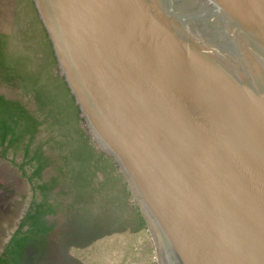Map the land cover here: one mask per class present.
Wrapping results in <instances>:
<instances>
[{"label": "water", "instance_id": "1", "mask_svg": "<svg viewBox=\"0 0 264 264\" xmlns=\"http://www.w3.org/2000/svg\"><path fill=\"white\" fill-rule=\"evenodd\" d=\"M160 264H264V0H33Z\"/></svg>", "mask_w": 264, "mask_h": 264}, {"label": "trees", "instance_id": "2", "mask_svg": "<svg viewBox=\"0 0 264 264\" xmlns=\"http://www.w3.org/2000/svg\"><path fill=\"white\" fill-rule=\"evenodd\" d=\"M32 3L35 7L34 1ZM39 22L42 24L41 20ZM42 32L45 68L48 75H56L50 69H56L57 59L45 28ZM4 41L0 34V80L12 84L22 75L15 72L14 66L5 65L7 54L3 48ZM27 76L21 78L23 86L28 93L34 94L44 121L57 119L59 113L54 105L57 108L58 103L62 111H73L70 114L77 127L80 126L84 120L80 118V110L64 78L58 74L55 76L59 84V92L55 93L48 85L39 84L38 74ZM44 121L33 116L20 102L0 95V150L5 156L9 149L19 151L24 144V161L19 168L33 190V199L19 227L0 253V264H37L45 258L50 248L49 237L57 226L49 217L57 216L65 209L74 211L72 235L63 232L71 253L70 260L74 264H131L139 260L137 239L140 238L144 243L149 240L153 250L147 221L134 202L118 164L93 146L84 132L77 133L73 140L75 147L63 157L65 164L59 169L60 175L47 182L43 180L44 171L53 164L51 156L43 150V144L35 145V138ZM65 168H68L66 173L62 172ZM100 173L103 177L95 182ZM58 188H62L61 193L71 195L72 200L67 206L54 200L53 195ZM145 259L148 264V258Z\"/></svg>", "mask_w": 264, "mask_h": 264}, {"label": "rangeland", "instance_id": "3", "mask_svg": "<svg viewBox=\"0 0 264 264\" xmlns=\"http://www.w3.org/2000/svg\"><path fill=\"white\" fill-rule=\"evenodd\" d=\"M31 1L33 2V0H0V34L5 40L6 44L3 48L7 54L5 65L14 66L15 72L19 76L22 75L23 78H28L27 75L32 73L38 74L40 85H48L52 91L58 93L59 84L56 82L55 76L60 75V71L58 66L56 69L52 68L50 70L57 74L52 73V76H50L45 68L44 45L41 44L43 26L39 22L38 12ZM0 58H2L1 55ZM21 78L17 77V80L12 84L0 80V95L22 102L31 114L40 121H44L34 94L27 92ZM58 102L61 104L60 100ZM54 108L59 113L57 119L44 121L35 138V145L38 143L43 144L46 155L51 156L53 160V164L43 173L45 182L60 175L59 169L60 167L63 168L65 164L63 157L68 150L75 147L76 143L73 140L80 131L84 132V135L88 136L93 146L98 149V145L91 138L84 121L77 127L74 117L70 114V112L73 113L72 110L62 111L58 103L57 108L56 105H54ZM23 148L24 145H21L19 151L10 150L5 157L2 156V151H0V250L14 231L15 226H17V220L27 210L33 199L31 185L21 177L18 169L11 164V161L18 165L23 163ZM67 171L68 168H65L62 172L66 173ZM102 177V173L98 174L95 182H98ZM61 189L58 188L55 191L54 200L61 202L63 206H67L72 200L71 195L61 193ZM2 205H4V208L8 206L7 211L9 210V212L7 214H4V209L1 208ZM73 216V210L67 211L65 209L57 216L49 218L57 226L49 237L50 248L48 254L45 258L39 260L37 264H74L70 260L71 253L68 252L66 239L63 236L64 231L72 235ZM151 239L153 250L149 240L144 243L143 238L137 239L138 250L140 251L139 260H134L131 264H147L146 257L148 258V264H160L157 246L152 235ZM117 261L119 262V260Z\"/></svg>", "mask_w": 264, "mask_h": 264}, {"label": "bare ground", "instance_id": "4", "mask_svg": "<svg viewBox=\"0 0 264 264\" xmlns=\"http://www.w3.org/2000/svg\"><path fill=\"white\" fill-rule=\"evenodd\" d=\"M177 2L180 12L192 23L208 27L218 24L220 21L215 12L205 0H174Z\"/></svg>", "mask_w": 264, "mask_h": 264}, {"label": "flooded vegetation", "instance_id": "5", "mask_svg": "<svg viewBox=\"0 0 264 264\" xmlns=\"http://www.w3.org/2000/svg\"><path fill=\"white\" fill-rule=\"evenodd\" d=\"M44 28V27H43ZM4 40V39H3ZM7 67H9V66H7ZM62 78V77H61ZM4 96V95H3ZM8 99V98H7ZM11 100H13V99H11ZM14 101H17V100H14ZM18 102H20V101H18ZM21 104H23L22 102H20ZM24 105V104H23ZM26 108V107H25ZM33 115V114H32ZM34 116V115H33ZM41 127V126H40ZM24 145V144H23ZM10 150H14V148H11V149H9L8 151H10ZM0 151H2V150H0ZM7 151V152H8ZM7 154V153H6ZM2 156H3V151H2ZM3 157H5V156H3ZM23 158H24V156H23ZM11 164H12V166L13 167H15L16 169H18V171H19V173H20V175H21V177L25 180V181H27L29 184H30V182L28 181V179L26 178V177H24V175H23V173H22V171L20 170V168H19V165L18 164H14L12 161H11ZM27 167V166H26ZM31 185V184H30ZM31 188H32V186H31ZM33 191V190H32ZM29 207V206H28ZM1 208L2 209H4V214H7L8 212H9V210L7 211V209H8V206L7 207H5L4 208V205H2L1 206ZM28 209V208H27ZM27 211V210H26ZM26 211H24L22 214H21V216L19 217V219L17 220V222H18V224H17V226H15V229H14V231L12 232V234L10 235V237L5 241V243L3 244V246H2V248H1V250H0V253L2 252V250H3V247H4V245L10 240V238H11V236L15 233V231L17 230V228L19 227V224H20V222H21V219L23 218V216H24V214H25V212ZM51 217V216H50ZM49 217V218H50ZM4 237V236H3ZM2 238V237H1Z\"/></svg>", "mask_w": 264, "mask_h": 264}]
</instances>
